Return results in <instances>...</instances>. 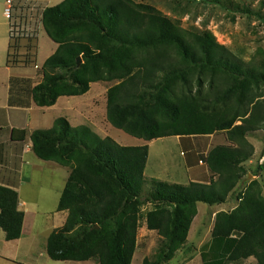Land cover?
<instances>
[{"label": "trees", "instance_id": "16d2710c", "mask_svg": "<svg viewBox=\"0 0 264 264\" xmlns=\"http://www.w3.org/2000/svg\"><path fill=\"white\" fill-rule=\"evenodd\" d=\"M19 1L15 10L23 19L31 4ZM17 14H12L10 66L36 62V28L21 32ZM41 23L58 48L42 66L41 83L31 89L29 79L12 80L11 101L25 105L32 96L37 105L51 106L60 96L87 93L93 82H115L107 89V120L146 142L122 145L66 117L31 133L40 159L71 171L58 203L68 217L49 236L48 255L132 264L142 210L150 204L147 227L161 242L143 264L170 261L188 237L198 203H226L248 173L254 154L248 133L264 129V58L247 62L213 32L186 29L152 4L135 0H64L45 8ZM19 131L24 138L26 131ZM219 131L231 144L216 145L201 157L211 172L208 182L146 178L149 141ZM239 200L236 208L216 214L204 264L250 258L264 264V185L251 181ZM19 202L15 189L0 185V228L10 241L22 236L25 213Z\"/></svg>", "mask_w": 264, "mask_h": 264}, {"label": "rangeland", "instance_id": "374dc122", "mask_svg": "<svg viewBox=\"0 0 264 264\" xmlns=\"http://www.w3.org/2000/svg\"><path fill=\"white\" fill-rule=\"evenodd\" d=\"M55 1V0H54ZM137 3H149L161 10L165 15L179 21L186 29L197 31L209 30L214 33L218 42L229 47L245 61L261 60L264 58V0H135ZM18 0L16 1L17 5ZM56 2V1H55ZM6 0H0V9ZM50 4V3H49ZM59 4V3H58ZM54 6V5H53ZM33 19L29 27L25 26L19 10L18 19L20 31L34 32L41 23L40 10L32 3L29 7ZM24 18V17H23ZM29 32V33H30ZM27 43V42H26ZM25 52V50H23ZM115 82H99L92 85L89 93L82 97L69 98L72 102V116L76 123L91 126L101 136H111L122 145L136 146L145 144L143 139L116 128L107 120V89ZM56 112L51 113L55 116ZM63 115L64 113H59ZM82 117L84 120H81ZM53 122V121H52ZM42 128H51L53 123L42 121ZM248 140L254 145L252 160L247 163L248 173L237 188L231 193L228 201L222 207L213 206L211 209L205 203L199 204V215L189 231L184 244L178 246L170 261L163 264H204L203 258H210L212 243V226L215 222L213 213L222 208L228 211L239 204V195L253 180L264 185V129L248 133ZM231 144L226 138L225 131L210 135L167 136L156 139L151 144V160L146 170L148 180L157 179L172 183L186 184L188 182L187 159L194 162L193 171H201L203 180L209 181L211 172L205 161H200L216 145ZM31 165V181L24 180L20 196L27 201L26 234L28 242L20 248L19 242L8 241L0 228V264H92L95 261H60L53 260L47 254V238L59 226L57 208L59 199L68 177V168L57 166L55 161H43L34 154L28 157ZM33 160V161H32ZM191 162V163H192ZM33 163V164H32ZM190 163V162H189ZM200 163V166L198 165ZM40 166H44L41 167ZM190 171V169H188ZM203 173V174H202ZM150 185L145 188L148 192ZM150 204L143 207L144 217L138 230V247L136 260L142 257L155 256L161 242L157 232H147L145 214L151 209ZM214 221V222H213ZM30 225V227H29ZM31 246L28 252L25 248ZM14 259V260H13ZM254 260H245L230 264H253Z\"/></svg>", "mask_w": 264, "mask_h": 264}, {"label": "crops", "instance_id": "0c3cea01", "mask_svg": "<svg viewBox=\"0 0 264 264\" xmlns=\"http://www.w3.org/2000/svg\"><path fill=\"white\" fill-rule=\"evenodd\" d=\"M16 1L12 0L11 4V14H6V8L8 5V0H6V4L3 5L0 9V185L10 187L12 189H15L19 194V209L22 210L25 213L24 216V224L22 229V236L17 240H11V241H17L20 245V248L24 245V243L29 241L28 236L26 234V222H27V215L26 211L27 209L24 208L28 203L26 200H23L20 196L21 188L24 186L22 183L24 180L30 182L31 181V165L29 162H27V158L31 157V154H34L37 158H39L33 151L32 146L33 142L31 139V133L37 129H46L42 128L40 125H42V121H48L50 123L54 124V121L59 117H66L70 123L74 126H78L80 124H83L80 120L76 123L74 117L72 116V102L69 98L71 97H82L86 95L87 93L83 95H77V96H60L55 104L51 106H39L37 103L33 100L32 96L28 98L29 104H21L19 101L20 99L16 100V103L11 101V88H12V80L13 79H29L31 81V89L32 87L36 86L37 84L41 83L43 80V72H42V66L46 59L53 55L57 48L58 44L53 41L47 34L44 26L42 23H40L38 26H36V32H37V38L35 41L36 44V62L30 63V64H19L17 66H10L8 65V54L10 51V43H11V23H12V14L14 12L18 13L16 9ZM23 3L27 2V5L34 3L36 6H38L40 10V16L42 17V12L45 8L55 6L58 3H61L64 0H22ZM21 1V2H22ZM18 2H20L18 0ZM17 2V3H18ZM50 3V4H49ZM19 7V6H18ZM19 10V9H18ZM24 16V24L25 26L29 27L31 24V20L33 19V15L31 14V9L29 7H26L23 11ZM24 50V49H23ZM22 50V52H23ZM99 83V82H93L91 83V87L93 84ZM91 89V88H90ZM90 91V90H89ZM88 91V93H89ZM20 94V92H19ZM22 97V96H21ZM56 112L55 116H52L51 113ZM64 113L63 115L59 113ZM81 120H84L82 117ZM53 121V122H52ZM94 124V123H93ZM92 124V125H93ZM89 125V124H87ZM91 125V126H92ZM53 126V125H52ZM17 130L15 132V135L13 134V131ZM19 130L26 131V134L23 137V133H21ZM159 139V138H158ZM156 141V139L149 141V158L146 166V170L150 164L151 160V144ZM142 145V144H141ZM208 153V151H207ZM40 159V158H39ZM42 160V159H40ZM33 161V160H32ZM50 162L52 160H43ZM201 161V159H200ZM190 162V163H189ZM188 161L187 159V172H188V184L191 181H198V182H205L203 180V176L201 175V171H193V167H195V160L194 162ZM57 163V162H56ZM33 164V163H32ZM57 166H63L59 163H57ZM200 166V163L198 164ZM44 167V166H40ZM64 167V166H63ZM66 167V166H65ZM68 168V167H67ZM190 169V171L188 170ZM145 170V174H146ZM70 169L68 168V177L66 179L64 188L68 182V178L70 175ZM203 174V173H202ZM211 178V177H210ZM209 178V179H210ZM63 188V190H64ZM62 190V192H63ZM62 194V193H61ZM202 203V202H200ZM198 203V214L196 215L195 219L199 215V204ZM206 204V203H205ZM224 204V203H223ZM208 205V204H207ZM210 208L213 210L215 209L213 206H218L216 208L222 207V204H216V205H209ZM225 209L216 210L213 213V218L215 219L216 214L219 211H223ZM228 211V210H225ZM57 222L58 227L60 228L64 225L67 217H68V211L67 210H58L57 208ZM194 221L192 225L194 224ZM215 221V220H214ZM213 221V222H214ZM145 225L147 227V223L145 221ZM30 227V225H29ZM192 227V226H191ZM214 227V223L212 226V229ZM56 228V229H57ZM211 229V230H212ZM191 230V229H190ZM157 232L156 230H150L147 227V232ZM3 235L6 239L5 232H3ZM51 235V234H50ZM49 235V236H50ZM49 236L47 239H49ZM7 240V239H6ZM10 241V240H8ZM138 242V240H137ZM48 245V240H47ZM138 247V246H137ZM26 250L28 252L31 251L32 247L27 246ZM137 252V250H136ZM135 252V253H136ZM48 254V252H47ZM1 255V254H0ZM50 257V256H49ZM135 254L132 260V264L135 262L134 260ZM145 256L136 260V264H143ZM251 260H254L252 263L255 262L254 258H250ZM249 259V260H250ZM14 260V259H13ZM60 261H67V260H60ZM77 261V260H72ZM86 261H95V260H86ZM82 261V262H86ZM21 264V261H18ZM96 263L92 264H99L97 261ZM30 264V263H29ZM35 264V262L31 263Z\"/></svg>", "mask_w": 264, "mask_h": 264}, {"label": "built area", "instance_id": "2783aa9c", "mask_svg": "<svg viewBox=\"0 0 264 264\" xmlns=\"http://www.w3.org/2000/svg\"><path fill=\"white\" fill-rule=\"evenodd\" d=\"M11 4H12V0H8V7L6 8V14L10 15L11 14ZM202 162V160H201Z\"/></svg>", "mask_w": 264, "mask_h": 264}, {"label": "water", "instance_id": "95a60500", "mask_svg": "<svg viewBox=\"0 0 264 264\" xmlns=\"http://www.w3.org/2000/svg\"><path fill=\"white\" fill-rule=\"evenodd\" d=\"M82 63V58L78 57V65H80Z\"/></svg>", "mask_w": 264, "mask_h": 264}]
</instances>
